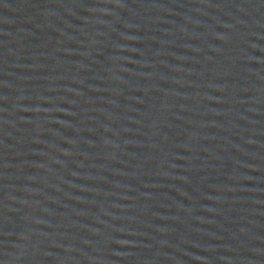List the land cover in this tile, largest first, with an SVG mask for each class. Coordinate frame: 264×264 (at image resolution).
Wrapping results in <instances>:
<instances>
[{"label": "water", "instance_id": "95a60500", "mask_svg": "<svg viewBox=\"0 0 264 264\" xmlns=\"http://www.w3.org/2000/svg\"><path fill=\"white\" fill-rule=\"evenodd\" d=\"M0 264H264V0H0Z\"/></svg>", "mask_w": 264, "mask_h": 264}]
</instances>
